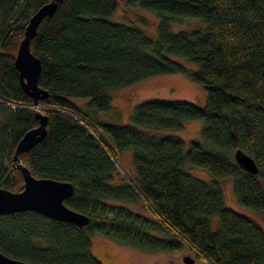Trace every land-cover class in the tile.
<instances>
[{
  "label": "trees",
  "instance_id": "1",
  "mask_svg": "<svg viewBox=\"0 0 264 264\" xmlns=\"http://www.w3.org/2000/svg\"><path fill=\"white\" fill-rule=\"evenodd\" d=\"M49 1L0 0V187L11 192L23 187L12 160L16 144L39 124L14 56L30 16ZM136 1L157 16L156 40L109 20L119 0H62L38 25L29 47L47 93L37 102L46 134L20 155L21 164L35 178L70 183L63 203L89 220L80 227L33 211L2 214L0 252L30 264H101L90 243L99 234L149 253L187 248L201 264H264V230L224 205L215 180L183 170L186 162L215 179L231 176L237 203L264 216V0ZM193 20L202 28H169ZM175 73L203 87L205 105L147 100L134 106L131 121L177 130L202 120V142L191 140L184 152L178 137L97 119L96 111L109 109L108 91ZM126 149L130 177L117 161ZM236 149L253 159L255 174L236 164Z\"/></svg>",
  "mask_w": 264,
  "mask_h": 264
},
{
  "label": "rangeland",
  "instance_id": "2",
  "mask_svg": "<svg viewBox=\"0 0 264 264\" xmlns=\"http://www.w3.org/2000/svg\"><path fill=\"white\" fill-rule=\"evenodd\" d=\"M109 20L113 23L136 27L151 40H156L157 38V16L153 12L141 9L136 0H119L117 8ZM169 28L172 32L176 33L180 31H192L197 28L201 29L202 24L193 20L182 24L171 23ZM170 58L185 65L188 69H195V66L187 63L184 58L175 56H170ZM108 95L110 96L109 109L106 111H96L95 114L98 120L118 125H131L141 133L155 137H178L184 142V152L191 140L202 142L200 137L203 128L202 120H187L177 130L147 128L135 125L131 121V113L134 106L147 100L177 99L203 107L205 105V91L203 87L198 83L190 81L186 75L175 73L152 76L130 86L110 90L108 91ZM72 100L78 102L79 105H84L88 102L87 98H73ZM32 108L39 112L37 105H33ZM131 158L132 150L126 149L119 154L117 160L128 177L133 175ZM183 170L202 181L209 182L215 180L221 189L224 205L239 214L249 217L264 230V216L237 203L233 193V178L231 176L215 179L206 169L189 165L186 162L183 164ZM133 209L136 208L133 207ZM136 210L143 212L139 208ZM216 224L217 217H214L212 219V229L216 228ZM90 243L93 257L101 264H185L182 261L184 256L193 258V264H201V261L195 258L187 248L167 253H149L127 245L118 244L99 234H93L90 237Z\"/></svg>",
  "mask_w": 264,
  "mask_h": 264
},
{
  "label": "water",
  "instance_id": "3",
  "mask_svg": "<svg viewBox=\"0 0 264 264\" xmlns=\"http://www.w3.org/2000/svg\"><path fill=\"white\" fill-rule=\"evenodd\" d=\"M62 0H50L38 8L29 18L23 31V38L20 40L14 56V67L18 72L20 86L36 106L38 100L47 96L44 90L38 87V77L41 70L39 59L30 51V40L36 33L37 27L46 16L51 15L57 4ZM39 121L37 127L26 131L13 152L12 160L23 177V187L19 192H11L0 187V215L15 212L33 211L47 218L71 223L80 227L88 223V217L69 209L63 201L72 193V185L49 178H35L22 166L20 155L29 151L36 143L40 142L46 134L47 118L40 112L35 113ZM233 159L244 171L251 174L257 172L253 159L236 149L233 152ZM182 261L185 264H193L194 259L184 256ZM0 264H30L13 258H9L0 252Z\"/></svg>",
  "mask_w": 264,
  "mask_h": 264
},
{
  "label": "built area",
  "instance_id": "4",
  "mask_svg": "<svg viewBox=\"0 0 264 264\" xmlns=\"http://www.w3.org/2000/svg\"><path fill=\"white\" fill-rule=\"evenodd\" d=\"M94 133V132H93ZM94 136L96 137V134L94 133Z\"/></svg>",
  "mask_w": 264,
  "mask_h": 264
},
{
  "label": "crops",
  "instance_id": "5",
  "mask_svg": "<svg viewBox=\"0 0 264 264\" xmlns=\"http://www.w3.org/2000/svg\"><path fill=\"white\" fill-rule=\"evenodd\" d=\"M121 165V164H120Z\"/></svg>",
  "mask_w": 264,
  "mask_h": 264
}]
</instances>
